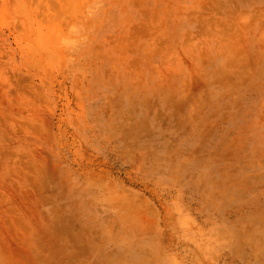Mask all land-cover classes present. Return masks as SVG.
<instances>
[{"label": "rangeland", "instance_id": "1", "mask_svg": "<svg viewBox=\"0 0 264 264\" xmlns=\"http://www.w3.org/2000/svg\"><path fill=\"white\" fill-rule=\"evenodd\" d=\"M0 264H264V0H0Z\"/></svg>", "mask_w": 264, "mask_h": 264}]
</instances>
